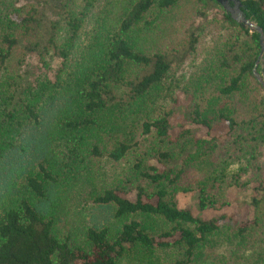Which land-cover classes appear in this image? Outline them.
Segmentation results:
<instances>
[{"label":"trees","instance_id":"obj_1","mask_svg":"<svg viewBox=\"0 0 264 264\" xmlns=\"http://www.w3.org/2000/svg\"><path fill=\"white\" fill-rule=\"evenodd\" d=\"M100 1L0 0V264H264L259 35L214 0Z\"/></svg>","mask_w":264,"mask_h":264},{"label":"rangeland","instance_id":"obj_2","mask_svg":"<svg viewBox=\"0 0 264 264\" xmlns=\"http://www.w3.org/2000/svg\"><path fill=\"white\" fill-rule=\"evenodd\" d=\"M106 0H101L99 4L97 5L94 13H98L102 10ZM210 19L216 18L217 16H220L223 11L220 9H213L210 12ZM212 29V28H211ZM213 34L209 35L206 34L202 37V43L199 46V55L202 54L203 50L209 46L210 40L212 39ZM191 63L187 62V64ZM185 71L184 68H182L181 71H179L178 75H181ZM259 73L263 76L264 78V57L261 60L259 67H258ZM178 93H176L177 97ZM179 98L182 99V102L180 104V107L182 108L184 103H187L185 101V98L183 95H179ZM184 102V103H183ZM182 122V118L180 115H177L173 119V124L174 126H179L180 123ZM201 137L205 136V131H202L200 133ZM109 171L110 169H102L103 175ZM256 186H249L248 188L245 189H237V188H231L227 192V201L229 203V209H228V214L233 216V219H239V220H247L252 218L253 214V208L251 207V203L253 198L257 197V192H256ZM197 200H198V195L196 193H189V194H181L177 197V203L178 207L180 209H188L191 210L195 215L203 217V218H211L213 216L212 213L206 212V213H200L197 209ZM75 203V202H74ZM71 206V204H70ZM78 211L80 214H76L73 212V210L66 215V220L69 222L70 225L76 224L81 221H87L90 219L89 213L92 211L91 205H86L84 206L83 204L79 205L78 203ZM94 214H98V212H92Z\"/></svg>","mask_w":264,"mask_h":264},{"label":"water","instance_id":"obj_3","mask_svg":"<svg viewBox=\"0 0 264 264\" xmlns=\"http://www.w3.org/2000/svg\"><path fill=\"white\" fill-rule=\"evenodd\" d=\"M217 5L221 7V9L231 18L241 25L243 28L249 30L251 33H256L259 35L260 46H261V54L259 60L254 66L253 76L255 77L258 84L264 90V78L258 72V67L261 60L264 57V33L263 30L252 20L247 17L243 10V4L241 0H214Z\"/></svg>","mask_w":264,"mask_h":264}]
</instances>
